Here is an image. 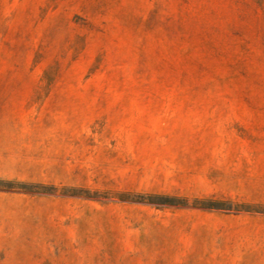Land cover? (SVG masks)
I'll list each match as a JSON object with an SVG mask.
<instances>
[{"label": "rangeland", "instance_id": "obj_1", "mask_svg": "<svg viewBox=\"0 0 264 264\" xmlns=\"http://www.w3.org/2000/svg\"><path fill=\"white\" fill-rule=\"evenodd\" d=\"M0 79L87 129L0 178V264H264V0H0Z\"/></svg>", "mask_w": 264, "mask_h": 264}, {"label": "crops", "instance_id": "obj_2", "mask_svg": "<svg viewBox=\"0 0 264 264\" xmlns=\"http://www.w3.org/2000/svg\"><path fill=\"white\" fill-rule=\"evenodd\" d=\"M47 83L50 81L0 79L1 179L60 182V135H82L87 130L84 127L60 128V80ZM155 103L137 108L175 112L201 107L182 105L184 101ZM78 140L80 143V138ZM63 141L64 145H71L72 138L65 137ZM224 150V144L208 145L206 160L214 162L223 158Z\"/></svg>", "mask_w": 264, "mask_h": 264}]
</instances>
